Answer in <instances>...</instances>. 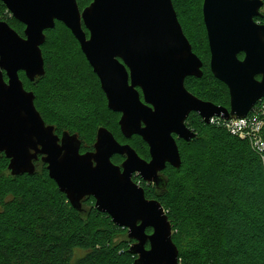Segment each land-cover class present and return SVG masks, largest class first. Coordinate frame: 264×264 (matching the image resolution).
Returning a JSON list of instances; mask_svg holds the SVG:
<instances>
[{
	"label": "water",
	"instance_id": "water-1",
	"mask_svg": "<svg viewBox=\"0 0 264 264\" xmlns=\"http://www.w3.org/2000/svg\"><path fill=\"white\" fill-rule=\"evenodd\" d=\"M1 2L25 26L22 37L0 21V154L10 160L12 176L33 175L41 160L74 208L82 210V201L93 197L99 212L128 230V237L136 241L130 248L138 256L135 264H180L163 205L148 199L134 176L165 188L162 173L167 166L182 165L177 140L196 137L186 124L191 114L207 125L213 118L244 119L264 99V25L256 21L264 15V2L203 3L210 68L229 89V109L186 89L187 78H202L203 63L183 31L173 0H93L83 11L77 0ZM57 22L79 42L108 108L121 115L122 135L141 137L150 161L104 127L98 130L94 151L82 154L77 134L58 136L46 124L20 73L31 82L45 75L41 48L45 31ZM115 155L125 157L122 165L112 162Z\"/></svg>",
	"mask_w": 264,
	"mask_h": 264
},
{
	"label": "trees",
	"instance_id": "trees-1",
	"mask_svg": "<svg viewBox=\"0 0 264 264\" xmlns=\"http://www.w3.org/2000/svg\"><path fill=\"white\" fill-rule=\"evenodd\" d=\"M92 2L77 0L81 11ZM203 3L173 0L183 31L203 63L202 78L189 77L185 86L199 99L229 109V89L210 68ZM0 21L24 37L25 26L1 0ZM256 21L264 25V15ZM45 35L41 48L45 75L31 82L21 72L20 78L25 89L34 93L35 106L46 124L58 136L77 134L82 154L94 151L98 130L104 127L119 143L130 145L150 161L149 147L141 137L122 135L121 115L108 108L100 80L71 31L57 22ZM186 124L196 137L190 142L177 140L182 165L167 166L162 173L165 188L134 178L148 199L163 205L180 264H264V152L256 150L250 139L231 134L223 124H205L196 113ZM124 161L120 155L112 158L118 166ZM9 163L0 154V264H135L138 256L130 248L136 241L127 237V229L117 227L109 215L96 209L93 197L85 198L82 210H77L41 160L35 163L33 175L12 176ZM184 233L190 238L185 247L180 244Z\"/></svg>",
	"mask_w": 264,
	"mask_h": 264
},
{
	"label": "built area",
	"instance_id": "built-area-1",
	"mask_svg": "<svg viewBox=\"0 0 264 264\" xmlns=\"http://www.w3.org/2000/svg\"><path fill=\"white\" fill-rule=\"evenodd\" d=\"M211 124H223L233 135L250 139L256 150L264 152V102L256 105L244 119L213 118Z\"/></svg>",
	"mask_w": 264,
	"mask_h": 264
},
{
	"label": "rangeland",
	"instance_id": "rangeland-1",
	"mask_svg": "<svg viewBox=\"0 0 264 264\" xmlns=\"http://www.w3.org/2000/svg\"><path fill=\"white\" fill-rule=\"evenodd\" d=\"M263 2H264V0H262ZM261 12L264 14V6L262 7V9H261ZM59 109H62L61 108V106H59ZM67 109H69V108H67ZM72 108H70V110H71ZM63 112H68V110H66V107H64L63 109ZM66 110V111H65ZM134 178H135V176H134ZM140 178V177H139ZM141 179V178H140ZM141 182L143 183L144 181L141 179ZM145 183V182H144ZM138 184H140V185H142L141 183H138ZM128 237V236H127ZM120 239H124V237H121V238H118V240H120ZM190 238H189V234L188 233H184L183 235H182V237H181V240H180V244H181V246H186L188 243H189V240ZM117 240V241H118Z\"/></svg>",
	"mask_w": 264,
	"mask_h": 264
}]
</instances>
